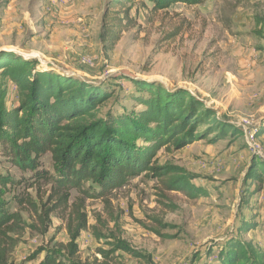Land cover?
Instances as JSON below:
<instances>
[{
	"label": "rangeland",
	"instance_id": "374dc122",
	"mask_svg": "<svg viewBox=\"0 0 264 264\" xmlns=\"http://www.w3.org/2000/svg\"><path fill=\"white\" fill-rule=\"evenodd\" d=\"M111 1L0 0V50L106 89L126 90L123 82L134 78L170 91L187 90L239 133L222 138L203 126L200 140L160 151L158 166L196 177L195 186L207 193L196 200L167 191L145 175L106 201L74 190L71 203L83 207L91 227L77 241L78 262L102 259L98 250L111 249L112 236L150 259L118 251L113 264H213L219 247L237 237L264 250V189L252 195L246 181L252 160H264V134H259L264 127V0H210L158 11L148 1L138 2L132 11L137 26L125 31L117 45L104 38L103 17ZM126 95L121 93L118 106L110 100L105 110L140 111ZM244 121L249 123L247 136L240 126ZM254 143L260 146L257 153ZM43 165L54 172L50 154ZM0 172L17 179L23 175L1 152ZM51 189L31 190L37 206L21 210L35 229L22 238L12 257L15 264H39L44 253L32 259L35 252L60 249L71 240V210L52 214L48 233H38L42 205L55 203ZM254 218L258 229L239 235L240 225ZM208 249L214 251L210 258Z\"/></svg>",
	"mask_w": 264,
	"mask_h": 264
},
{
	"label": "trees",
	"instance_id": "16d2710c",
	"mask_svg": "<svg viewBox=\"0 0 264 264\" xmlns=\"http://www.w3.org/2000/svg\"><path fill=\"white\" fill-rule=\"evenodd\" d=\"M146 1L158 11L177 4L202 6L210 0H112L103 17L104 38L117 45L125 31L137 26L132 17L136 3ZM125 82L127 89L119 91L93 86L45 68L37 59L25 60L10 51L0 52V152L23 173L17 179L0 172V264H15L14 252L27 230L35 229L21 210L37 206L31 190L44 185H51L55 203L42 205L38 233H48L52 214L71 210V240L59 245L60 249H39L32 257L36 259L44 253L39 264H113L118 251L147 259L112 236L111 249L98 250L102 259L97 256L78 262L77 241L91 227L83 207L71 203L74 190L87 199L106 201L114 191L145 175L157 179L165 190L181 192L193 200L207 194L195 186L194 175L180 168L158 166L159 153L170 146L180 150L200 140L204 132L199 128L203 126L222 138L238 135V129L221 120L187 90L170 91L155 82L134 78ZM125 91V99L133 100L141 110L110 107L106 111L109 101L114 98L118 102ZM13 94L15 100L11 99ZM259 134H264V127ZM48 154L52 156L53 173L43 165ZM246 181L254 188H249L252 195L263 191L264 160H252ZM258 227L254 218L242 223L238 234H248ZM97 237L103 236L98 233ZM213 253L208 249L207 258ZM217 253L213 264H264V250L240 237L228 239ZM200 256L194 263L200 261Z\"/></svg>",
	"mask_w": 264,
	"mask_h": 264
},
{
	"label": "built area",
	"instance_id": "2783aa9c",
	"mask_svg": "<svg viewBox=\"0 0 264 264\" xmlns=\"http://www.w3.org/2000/svg\"><path fill=\"white\" fill-rule=\"evenodd\" d=\"M240 126L242 127L245 136H247L249 134V123L244 121V123H241ZM252 148L256 153L260 151V146L257 143L252 144Z\"/></svg>",
	"mask_w": 264,
	"mask_h": 264
},
{
	"label": "bare ground",
	"instance_id": "6f19581e",
	"mask_svg": "<svg viewBox=\"0 0 264 264\" xmlns=\"http://www.w3.org/2000/svg\"><path fill=\"white\" fill-rule=\"evenodd\" d=\"M23 56H24V57H29V56H28V55H26V54H23Z\"/></svg>",
	"mask_w": 264,
	"mask_h": 264
},
{
	"label": "water",
	"instance_id": "95a60500",
	"mask_svg": "<svg viewBox=\"0 0 264 264\" xmlns=\"http://www.w3.org/2000/svg\"><path fill=\"white\" fill-rule=\"evenodd\" d=\"M1 51H4V50H0V52H1Z\"/></svg>",
	"mask_w": 264,
	"mask_h": 264
}]
</instances>
